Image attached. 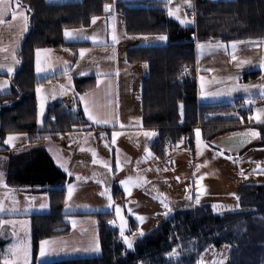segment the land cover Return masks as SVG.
<instances>
[{
    "label": "trees",
    "instance_id": "1",
    "mask_svg": "<svg viewBox=\"0 0 264 264\" xmlns=\"http://www.w3.org/2000/svg\"><path fill=\"white\" fill-rule=\"evenodd\" d=\"M25 7L28 27L18 51L17 67L8 78L9 90L0 93V141L6 133L27 132L32 141L58 136L86 125L78 112L73 117L63 102L50 105L41 127L37 122L35 89L48 80L58 78L54 73L36 78L34 51L64 45L80 46L83 42H66L63 32L69 28L89 26L93 17L106 16L105 5L112 0H76L47 3L44 0H19ZM115 9L123 16L126 33L131 35H165L161 45L141 46L126 53L127 62H146L148 73L142 79V123L156 128L158 142L164 137L172 144L189 134L208 113L232 109L240 104H197L194 68L190 77L181 76L184 64H194L195 41L218 39L225 42L246 39L264 40V0H195L194 25L181 26L169 17L158 1H117ZM259 70L246 72L244 80L254 79ZM94 76L74 77L75 96L94 85ZM181 110V114H180ZM54 118V119H53ZM220 117L204 121L203 138L212 139L220 131ZM202 123V121H201ZM210 124V125H209ZM6 183L52 184L67 180V175L53 162L43 148H34L9 155ZM42 190V189H41ZM47 191L50 208L46 213L31 214V264H35L40 240L64 234L69 225L64 221V188ZM121 196L115 186L112 199ZM240 208L215 213L209 203L194 204L173 210L158 226L147 230L137 239L134 250L127 251L116 226H111V211L94 212L98 225L101 254L95 257L70 258L43 264H196L199 254L209 245L229 246L227 264H264V185H242L237 192ZM129 230L137 227L128 217ZM1 220V216H0ZM3 240L0 236V264ZM178 247L177 254L169 257Z\"/></svg>",
    "mask_w": 264,
    "mask_h": 264
},
{
    "label": "crops",
    "instance_id": "2",
    "mask_svg": "<svg viewBox=\"0 0 264 264\" xmlns=\"http://www.w3.org/2000/svg\"><path fill=\"white\" fill-rule=\"evenodd\" d=\"M44 1L55 4L76 0ZM117 1L133 0H112L109 4L110 13L108 15L96 16L95 22H93L92 18L87 27L65 29L73 33L67 38L64 30L63 38L66 42H83L85 45L39 48L40 50H48L39 53L40 64L41 67L46 69L45 71L39 73L36 71L38 49L34 51V73L36 78L39 79L50 74L61 73L58 78L48 80L39 85L42 89L41 96L43 97L45 113L50 105L58 101L65 102L73 99L77 111H81L83 119L87 122L86 125L78 129L68 130L58 136L47 137V139L43 138L38 141L30 140L27 132L6 133L0 141V173L3 174L0 179L6 185V187L0 186V203L4 205V211L0 212L1 219L5 216L26 217L31 214L46 213L50 208L49 194L47 191L42 190L55 188H64L65 190L63 219L69 225V230L64 234L42 239L57 242L52 246L55 251L44 257L39 255L40 241H42L40 240L35 264L70 258L99 256L101 251H85L91 246L94 237L99 242L97 219L91 215L94 212L115 210L116 206H120L121 210H125L130 216L136 210H139V212L141 210H158L160 213L165 214L167 210L161 203L162 199L169 204L172 210H175L187 206V203L184 202L188 198L195 201L199 197V203L197 204L209 203L211 210L215 213H221L240 208L236 195L242 185H264V123H258L255 118L253 120L250 118V120L246 121L242 115L246 107L241 109L235 105L227 111L208 113L200 121L198 116L197 124L191 127L189 132L191 137L190 150L185 154L163 147L158 142L157 129L143 125L141 89L142 79L148 73V66L143 61L127 62L125 56L127 52L134 51L136 47L161 45L166 40H160L158 43H148L147 39L152 38L126 33L123 16L115 9V2ZM150 1L161 2L168 13L170 7L167 0ZM20 5L22 6L21 10L27 16L25 7L21 3ZM11 7H16V0H12ZM23 24V20L19 18L13 20L10 14L6 15L4 23H0V74L9 75L7 68L12 67L15 70L18 65L14 63L13 57L18 60L17 55L20 44L27 31H22ZM192 25L194 23L187 26ZM113 35L116 36L115 41L112 39ZM208 43L213 44L214 40H210ZM82 49L85 50L83 55L81 54ZM196 53H199L198 49H196ZM196 53L194 49L195 64H197ZM188 65L194 68V64ZM253 70L259 69L242 71V74L238 75L239 80L241 78V81H246L243 79V75ZM197 71L198 73H203V71ZM81 73H84V75ZM89 76L95 77L93 87L75 96L72 84L73 78ZM5 82L6 86L0 88V93H5L9 90L8 78L1 77L0 84ZM49 82L52 83L50 85H53V83L55 85L46 86ZM85 93L93 94L90 99L94 101L97 113H107L110 119L113 116L115 117L112 123L94 124L87 119L84 114V103L80 99ZM36 98L38 114L40 102L42 101L37 96V93ZM240 99L241 97L235 98L238 101ZM217 103L234 104L221 99L219 101L202 100L197 95L198 105ZM215 116L223 120L222 123L220 122L217 125L220 131L214 138L206 140L203 138L202 128L208 126V123L203 124V122ZM196 129L200 130L201 143L206 147H211L213 150L212 160L223 162L226 166L229 165L231 169L226 170L227 167L226 169H218L199 166L192 167L193 170L189 171V169L185 168V163H192L193 165L195 162H199L201 156V152L199 151L198 153L197 144L194 141ZM250 129L259 132L260 136L251 138L239 150H232L224 144H220V142L228 144L231 148L233 144L229 141V138L242 135ZM114 131L120 133L116 137L115 143L112 142V133ZM149 132L154 134L151 136L145 135V133ZM101 133H103V136ZM9 136L15 137L10 145L4 143ZM34 148H43L50 155L54 164L62 171L64 169L59 166L58 161L63 162L72 175L69 176L64 171L67 175V180L52 184L6 183V166L9 155ZM93 152H95V156H93ZM244 153L247 155V159H244V162L250 166L248 167L249 169L242 170L230 164L229 161L238 160ZM180 155H183L184 158ZM118 163L119 168H117ZM105 164L108 165L107 168ZM187 170L191 172V175ZM186 174H188L187 177H190L192 186L189 197L186 199L185 197L182 199L170 197L168 192H170L172 177L176 181L178 180L177 177ZM77 176L81 179L77 180ZM129 178H131L132 183L128 186V192H125L121 181H126ZM68 183L74 184L75 189L71 198L68 199L69 207L65 208ZM114 186L121 192V196L115 200L112 199ZM175 186L176 183L173 184V189H175ZM105 188L109 190V195L112 199L111 206H109L108 196L100 195ZM13 201H15V204ZM193 201L192 205H194ZM42 204L47 205V207L41 208ZM213 206L216 207L214 208ZM12 208H15L16 211L10 212L9 210ZM261 210H264V208ZM73 220L76 221L75 225L72 223ZM111 221L114 220L112 219ZM110 225L116 226L115 224ZM17 228L16 225H12L9 228L5 224L0 225V236L4 243L1 250L2 264L3 259L6 258L5 253L9 245L15 242L21 246L26 244L31 246L30 231L29 242L26 236L23 241L19 242ZM13 233H15V236H13ZM7 258L14 259L11 253H7Z\"/></svg>",
    "mask_w": 264,
    "mask_h": 264
},
{
    "label": "rangeland",
    "instance_id": "3",
    "mask_svg": "<svg viewBox=\"0 0 264 264\" xmlns=\"http://www.w3.org/2000/svg\"><path fill=\"white\" fill-rule=\"evenodd\" d=\"M167 2L169 3V0H167ZM189 3L191 4V6H189ZM189 3H186L185 0H170L169 7L173 11H175L178 8L179 12L177 14L179 15L181 19L187 18L188 20H193L194 18L192 14L191 15L188 14V10H192V12H195V0H189ZM172 18L180 24L179 20H177L175 17H172ZM191 24L192 23L185 24L182 26H187ZM139 36H147L148 38H152L149 40L147 39L148 43H158V41L160 40H158L157 38L162 35L151 34V35H139ZM233 42H237L235 44V48H233ZM198 44L204 45V47L198 48L197 47ZM196 49H198V52H199L198 54L196 53ZM195 53H196V60L198 64V65L195 64V61H194V68H195L194 73H195V77L197 81L196 82L197 95L202 100L204 99V100H211V101L212 100L219 101L221 99L223 101H229L235 104V98L241 97L240 99L241 103L238 104L237 107H240L242 109L244 107L253 105L254 108H253V112L250 117L251 120H253V118H255L257 115H259L261 119H264V112L257 111L259 109H264V88L261 87V86H264V68H261V63L264 62V40L263 39H246V40H241V41H230V42H225V41H221L218 39H214L213 44L208 43V40L196 41L195 42ZM233 56L236 57L235 60L233 59ZM241 61H248V63H244L242 64V66H238V64ZM246 69L247 70L248 69H259V72L254 79H250L247 81H241V78H240L239 80L238 75H241L242 71H245ZM197 70L203 71V73L201 72L198 73ZM201 77H203V81L201 80ZM50 84L52 83L49 82L46 86L55 85V83H53V85H50ZM244 85H253L255 87H251L247 91H244L243 90ZM233 88H235L236 90H231ZM68 97L70 98L69 95ZM249 100H251L252 103L246 102ZM44 118H45V109H44L43 115L40 117V123H38L39 126L42 124V121ZM194 141H195V144H197L195 132H194ZM170 148L172 150L177 151V153L179 152L181 154L188 153V151L190 150V147L186 150H182L178 148L177 145H174ZM199 151L201 152L199 162H195L193 165L192 163H185L184 166L185 168L189 169V171L193 170L192 167H199V166L213 167V168H218V169H226L227 167L226 170L231 169L229 165L226 166L223 162H216L212 160L213 150L211 149V147H206L203 145V143H201L199 147ZM180 156L184 158L183 155H180ZM244 159L245 160L247 159L246 153L241 155L238 160L229 161V162L232 166H235L239 169H242V170L249 169L248 167L250 166L244 162ZM189 171L188 173L191 175V172ZM187 175L188 174L177 177L178 180L176 181H174L175 179H173L172 177L171 179L172 183H170V190H169L170 192H168L170 197H176L179 199H182L184 197L186 199L189 197V195L191 194L190 190L192 186H191V179L190 177H187ZM174 183H176L175 189H173ZM192 201L193 200L188 198V200L184 203H187V206H191ZM193 204H197V199L193 201ZM109 211H111L113 220L115 221V225L119 231V220L116 217L115 210H109ZM129 211H132V210H129ZM141 212H139V210H136L133 212L132 216H130L129 214L126 213L125 210H122V214L124 215L125 220L127 221V229H126L125 235L132 237L133 234L138 232L139 230H142L145 233L148 229H150V227L152 229L158 226L162 222L161 220L166 217L164 213L162 212L160 213L158 210H141ZM137 216L144 217V220L142 222L138 221L136 219ZM128 217H131L132 220L136 222L137 224V227L132 231L129 230L130 222H129ZM2 219L4 221H28L29 223L26 225H21L19 223H16L15 225L18 227L17 228V233H18V238H19L18 241L19 242L23 241L24 237L26 236V238L28 237V242H29L30 221H29L28 216L26 217L25 216H5V217H2ZM12 225L13 224L5 223V226L8 228ZM119 235H120V232H119ZM137 239H139V237L135 238L134 245ZM226 246L227 245L217 247V246L209 245L199 254L196 260V264H217V262L221 260L224 261V264H227L228 259H229L230 248L229 246L227 247ZM178 247L179 246L173 249L178 250ZM172 250H171V253H172ZM30 259L32 260V257Z\"/></svg>",
    "mask_w": 264,
    "mask_h": 264
},
{
    "label": "snow or ice",
    "instance_id": "4",
    "mask_svg": "<svg viewBox=\"0 0 264 264\" xmlns=\"http://www.w3.org/2000/svg\"><path fill=\"white\" fill-rule=\"evenodd\" d=\"M185 2L189 3V0H185ZM11 3H12V0H0V23H4L6 15L10 14L13 20H16L18 18L23 20L24 24H23V27H22V31L27 30L28 17L25 15L24 11L21 10L22 6L20 5L19 0H16V7L15 8L11 7ZM169 3H170V0H169ZM189 6H191L190 3H189ZM109 8H110L109 5H105V11L106 12L109 10ZM178 12H179L178 8L175 11H173L171 8H169L168 15L172 16V17H175L177 20H179L181 25L194 23V20H188L187 18L181 19L179 17V15L177 14ZM95 20H96V17H93V22H95ZM71 35H73V33L69 32L68 30H65V37L66 38L71 36ZM112 39H113V41H115L116 40V36L113 35ZM145 39H147V38H145ZM157 39L163 41V40H166V37L165 36H159ZM236 43L237 42H233V48H235V44ZM217 46H219V45H217ZM197 47L198 48H203L204 45L198 44ZM41 51H48V50H40V49L37 50L36 71L38 73L41 72V71H45L46 70L45 68L41 67V64H40L39 53ZM84 51L85 50H83V49L81 50V54L82 55H83ZM13 59H14V63H17V64L20 63L19 60L15 59V57H13ZM233 59L235 60L236 57L233 56ZM244 63H248V61H241L238 64V66H242V64H244ZM261 68H264V62L261 63ZM13 71H14V69L12 67H8L7 68V72H8L9 75H11L13 73ZM81 74L84 75V73H81ZM201 80L203 81V77H201ZM98 83H99V81H98ZM5 86H6V82L4 84H0V88H3ZM251 87H255V86H253V85H244L243 86V90L247 91ZM261 87L264 88V86H261ZM231 90H236V89L233 88ZM41 91H42V89L38 85L37 88H36V93H37V96L42 101L41 104H40V111L37 114V122L38 123H40V117L43 115V112H44V104H43V97L41 96ZM92 95H93L92 93H85L80 98L81 101L84 103V114H85V116H87V119L89 121H92L94 124H109V123H112L113 119H115L114 116L110 119L107 113L99 114V113L96 112L95 103H94L93 100L90 99V97ZM246 102L247 103H252L251 100L246 101ZM257 111L258 112H264V109H259ZM255 118H256L258 123H264V120H262L259 115H257ZM153 134L154 133H150V132L149 133H145V135H148V136H151ZM195 134H196V140H197V151L199 153V147H200V144H201V139H200L201 133H200V130L196 129L195 130ZM101 135L103 136V133H101ZM119 135H120L119 132H115L114 131L112 133V142L113 143H115L116 137L119 136ZM242 135L244 137H246V138H258L260 136V133L255 131V130H253V129H250L248 132L243 133ZM14 139H15V137L9 136L4 141V143L10 145V144H12ZM45 139H47V137H45ZM221 154H223V153H221ZM93 156H95V152H93ZM58 163H59V166L61 168H63L64 171L69 176L72 175V173L68 171L67 167H65L63 162L58 161ZM105 167L107 168L108 165L105 164ZM117 168H119V163L117 164ZM2 175L3 174L0 173V177H2ZM76 179L80 180L81 178L79 176H77ZM97 182L100 183L99 181H97ZM131 183H132L131 178H129L126 181H121V184L124 186L125 192H128V186ZM0 186L6 187V185L3 184V180L2 179H0ZM74 189H75V185L74 184H72V183H68L67 184V197L65 199V208L69 207L68 199L71 198ZM100 195L108 196L109 206L112 205V199H111V196L109 195L108 188H105L104 191H102L100 193ZM13 203L15 204V201H13ZM161 203H162L163 207L167 210L165 215H167L168 213H170L172 211V209L169 207V204L167 202H165L164 199L161 200ZM197 203H199V197H197ZM45 207H47V205H43V204L41 205V208H45ZM213 207L215 208L216 206H213ZM3 211H4V205L2 203H0V212H3ZM9 211L10 212H14V211H16V209L12 208ZM25 211H27V209H25ZM115 214H116V217L119 220L120 238H121L123 244L126 246V251L124 253L126 255L127 251L134 250V240H135V238L144 236V232L142 230H139L138 232L134 233L132 237H129V236L125 235V232H126V229H127V221L125 220V217L122 214V210H121L120 206H116L115 207ZM136 219L138 221L142 222L144 220V217L137 216ZM5 223H9V224H13V225H15L16 223H19L21 225H25V224H28L29 222L28 221H3V220H0V225H3ZM72 223H73V225H75L76 221L73 220ZM109 223L110 224H115V221H109ZM13 236H15V233H13ZM56 243H57L56 241H52V240H42V241H40L39 255L41 257H44V256L50 254L51 252L55 251V248L52 247V246L55 245ZM85 251L100 252L101 248H100L98 239L94 237L91 246L89 248L85 249ZM7 253H11V255H12V257H14V259L7 258ZM176 254H177V249H173L172 253L169 254V257L171 258L172 256H175ZM30 255H31V246H30V244H26V245L21 246L18 243L14 242L13 244L8 246V248L6 250V253H5V257L6 258L3 259V264H30ZM217 264H224V261L221 260V261L217 262Z\"/></svg>",
    "mask_w": 264,
    "mask_h": 264
},
{
    "label": "built area",
    "instance_id": "5",
    "mask_svg": "<svg viewBox=\"0 0 264 264\" xmlns=\"http://www.w3.org/2000/svg\"><path fill=\"white\" fill-rule=\"evenodd\" d=\"M188 14H190V15L192 14L193 18L195 17V12H192V10H188ZM190 68L191 67L188 64H184L182 66L181 76L183 78L190 77V74H189ZM64 107H65L66 110H68L71 113V115L73 117H78L79 114L77 112L76 104H75L73 99L65 101L64 102ZM253 108H254V106L250 105V106L246 107L244 109L243 113H242L247 121L250 120L251 114L253 112ZM190 144H191V137H190L189 134L183 135L182 139L179 142L175 143V144H172L168 137H164L163 138V147H166V148H170V147H172L174 145H177L178 148H180L182 150H186V149H188L190 147Z\"/></svg>",
    "mask_w": 264,
    "mask_h": 264
},
{
    "label": "water",
    "instance_id": "6",
    "mask_svg": "<svg viewBox=\"0 0 264 264\" xmlns=\"http://www.w3.org/2000/svg\"><path fill=\"white\" fill-rule=\"evenodd\" d=\"M109 10H110V8H109ZM250 139L251 138H246L243 135H238V136H234V137L229 138V141L233 144V146L231 148L228 144L226 145L225 143H221V142H220V144H224L227 148L232 149V150H239L240 148L245 146L250 141Z\"/></svg>",
    "mask_w": 264,
    "mask_h": 264
}]
</instances>
